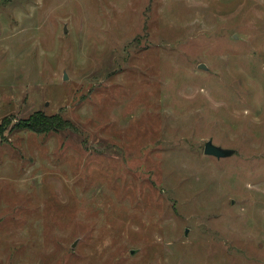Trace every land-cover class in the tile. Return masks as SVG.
Listing matches in <instances>:
<instances>
[{"label": "rangeland", "instance_id": "374dc122", "mask_svg": "<svg viewBox=\"0 0 264 264\" xmlns=\"http://www.w3.org/2000/svg\"><path fill=\"white\" fill-rule=\"evenodd\" d=\"M0 264H264V0H0Z\"/></svg>", "mask_w": 264, "mask_h": 264}, {"label": "trees", "instance_id": "16d2710c", "mask_svg": "<svg viewBox=\"0 0 264 264\" xmlns=\"http://www.w3.org/2000/svg\"><path fill=\"white\" fill-rule=\"evenodd\" d=\"M42 122L43 124L39 123V118H37L36 121L31 123L28 128L36 133H46L50 130H54L53 127L57 130H63L69 128L68 126H70V123L68 121H64L60 117L53 118L51 121L48 122Z\"/></svg>", "mask_w": 264, "mask_h": 264}, {"label": "water", "instance_id": "95a60500", "mask_svg": "<svg viewBox=\"0 0 264 264\" xmlns=\"http://www.w3.org/2000/svg\"><path fill=\"white\" fill-rule=\"evenodd\" d=\"M67 32V30H65ZM199 68L206 70V66L204 64H201ZM64 79H67V75L65 74ZM204 154L207 156H212L217 159H226L234 156L236 154L235 150L232 149H225L220 146H216L212 140L208 141L205 145ZM76 244H74L75 246ZM132 254H135V251H132Z\"/></svg>", "mask_w": 264, "mask_h": 264}]
</instances>
